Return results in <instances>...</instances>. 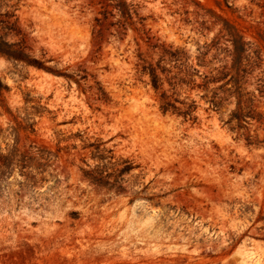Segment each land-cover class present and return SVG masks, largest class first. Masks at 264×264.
Segmentation results:
<instances>
[{"label": "rangeland", "instance_id": "rangeland-1", "mask_svg": "<svg viewBox=\"0 0 264 264\" xmlns=\"http://www.w3.org/2000/svg\"><path fill=\"white\" fill-rule=\"evenodd\" d=\"M124 1L126 32L119 0H0V37L75 77L0 56V264H264V0Z\"/></svg>", "mask_w": 264, "mask_h": 264}, {"label": "trees", "instance_id": "trees-1", "mask_svg": "<svg viewBox=\"0 0 264 264\" xmlns=\"http://www.w3.org/2000/svg\"><path fill=\"white\" fill-rule=\"evenodd\" d=\"M114 10H117L118 14L121 15L122 20H125V23H123L121 20L118 21V23H116V24L115 23H108L107 30H109L111 27H114L116 25H120V28H123V30H125V32H126L127 23L129 20H132V14H131L130 6H128L124 0H119V2L114 6ZM100 14L103 16V18L97 17L96 23L98 26H100L102 28L101 30L98 31V36L100 38H102L103 37V28L105 27V23H107L111 17L115 18L116 14L114 13V11H109V10H105V11L101 12ZM234 45H235V50H234V54H233L234 58H233V65H232L231 70H236L237 74L240 76V72L241 71L244 72L243 70H241V67H242V62H243V55L246 53V49H245L246 45L244 43L240 44L236 41H234ZM156 48L157 47H155V49ZM164 53H165V55L169 56L171 59L179 61L178 53H173V52H170L167 50ZM0 56H3L5 58H7L8 60L16 62V63H24L29 67H34V68H37L39 70H45V71H48V72H51L54 74H58L59 76L66 77L68 79H75L74 76H67V75H64L61 73H57L50 68H47L43 62H40L38 60H34L29 55H27L25 52V48L21 45V43L9 44L5 41V39L3 37H0ZM162 61H164V60H161L160 62H162ZM158 67H160V66L158 65ZM225 70L227 71V68H225L224 71ZM142 73L144 75H146V74L150 75V77L152 79V85L156 91L163 89V80L158 73V68L154 67L153 64H148V65L143 66ZM162 73L166 74L167 70L162 69ZM220 74L222 75V77L214 78L209 83H211V84L212 83L213 84L220 83L224 80H227L229 77H231V71H227V72H223V73L221 72ZM233 80H234V77H231V79L228 80L223 86H228ZM240 105L241 104H239L238 109L235 112H233L230 121L231 122L236 121L238 123V126L242 127L243 123L246 122L245 121L246 116L242 112ZM161 109L165 114L168 112L181 114L180 108L175 106V104H173L169 100V98L166 96L165 93L163 95V105L161 106ZM194 109H195L194 106H190L189 110L184 112V115L190 116Z\"/></svg>", "mask_w": 264, "mask_h": 264}, {"label": "bare ground", "instance_id": "bare-ground-1", "mask_svg": "<svg viewBox=\"0 0 264 264\" xmlns=\"http://www.w3.org/2000/svg\"><path fill=\"white\" fill-rule=\"evenodd\" d=\"M247 258L249 260L255 261L257 264H260V262H261L260 258L259 257L257 258V255L254 252H249L247 254Z\"/></svg>", "mask_w": 264, "mask_h": 264}]
</instances>
